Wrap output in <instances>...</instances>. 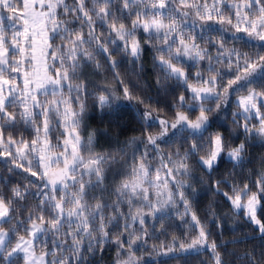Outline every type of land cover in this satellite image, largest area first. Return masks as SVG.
Instances as JSON below:
<instances>
[{
    "label": "snow or ice",
    "instance_id": "snow-or-ice-1",
    "mask_svg": "<svg viewBox=\"0 0 264 264\" xmlns=\"http://www.w3.org/2000/svg\"><path fill=\"white\" fill-rule=\"evenodd\" d=\"M148 47L155 101L126 79L144 72ZM89 98L101 110L143 105L140 134L95 151L96 133L81 132ZM231 108L233 129L210 131ZM257 144L264 149V0H0V264H91L109 246L115 264L201 255L264 264V158L254 185L243 177ZM225 161L231 172L213 180ZM205 179L251 238L221 243L215 204L201 219ZM173 217L188 231L161 240Z\"/></svg>",
    "mask_w": 264,
    "mask_h": 264
},
{
    "label": "trees",
    "instance_id": "trees-1",
    "mask_svg": "<svg viewBox=\"0 0 264 264\" xmlns=\"http://www.w3.org/2000/svg\"><path fill=\"white\" fill-rule=\"evenodd\" d=\"M147 47V46H146ZM236 47L240 48L244 52L251 53L253 49L244 48L242 45L237 44ZM152 58L153 52L151 47H148V51L145 53L144 60V72L137 73L136 75L127 74L126 79L130 83V86L135 92L142 95L146 101L150 98L152 101L157 99L158 86L156 85V71L152 67ZM130 68V65L125 64L121 67L122 74L125 73L126 69ZM107 78L109 83L111 82V74L103 73L101 78ZM95 79V78H93ZM119 108L115 110L113 108H105L101 110L98 106H95L94 98H89L87 100V111L85 113V119L83 126L81 128L82 135L86 138L87 135L91 132L96 133V142L94 145L95 151L97 152H110L114 151L118 146L123 147L127 140L133 136H138L140 134V124L138 123V117L136 115L135 109L139 107L143 110V105L136 104L135 101H126L121 100L119 102ZM235 111V108H231L227 111L226 117L222 116L216 124L213 125V128L210 131L217 130V125H221L223 128L233 129L231 123L232 112ZM28 133H25L27 136ZM55 135V133H54ZM243 136H241V140ZM226 142L228 141V136L226 134ZM239 142V141H235ZM175 146H173L174 148ZM134 151V146L125 148V152L130 158ZM167 151V149H165ZM249 151L252 153L253 162L251 164H246L243 169V177L249 178L254 185L256 176L252 175L253 171H260L261 158H264V149H261L257 144L256 147L250 148ZM153 165L158 164V159L152 161ZM131 167V160H129V168ZM3 168H0V172H3ZM240 169H237V172H240ZM231 172V165L225 161L224 164H221L219 171L213 177V180L220 178L221 176H226ZM6 175V173H5ZM195 175L197 178H201V173L196 172ZM13 180H18V177H13ZM209 183L205 179L204 183L197 184L196 187L199 189V195L197 196L198 203L194 204V208L198 211L202 220H210L211 217H206L205 213L210 211V205L215 204L217 214L224 219L225 222V232L221 238V243L227 241L231 242L234 239H241L243 236L252 237V232L246 227V221L241 214L240 217H236L230 211V204H225L222 197L214 196L212 192H208ZM11 185H9V188ZM0 191H4L2 185H0ZM29 205L32 203L31 200L28 201ZM190 219V218H189ZM169 225L168 232L165 233V236H161L160 239L165 238L171 239L173 235L181 237L183 233L188 231L187 227L184 226L181 221L173 217L172 221H166ZM173 224L181 225L179 228L173 227ZM243 229V231H235V234L232 235V230L235 227ZM219 236V230H216L214 237ZM261 241L258 239L252 240L251 244L241 245L238 248L229 247L228 251H235L237 253H243L245 250L251 249L254 245L260 244ZM257 251L259 249L257 248ZM116 252L115 246H109L103 255L97 254L95 258H91V264H115ZM159 261H164L166 264H200V261H203L204 264H208V259L206 256L201 255L199 259L193 260H176L175 258L169 256H161L158 258Z\"/></svg>",
    "mask_w": 264,
    "mask_h": 264
}]
</instances>
